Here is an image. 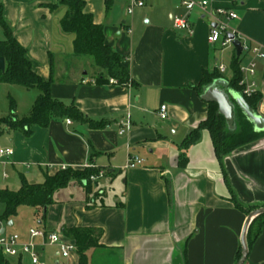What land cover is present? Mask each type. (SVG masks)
Here are the masks:
<instances>
[{"label": "crops", "instance_id": "obj_1", "mask_svg": "<svg viewBox=\"0 0 264 264\" xmlns=\"http://www.w3.org/2000/svg\"><path fill=\"white\" fill-rule=\"evenodd\" d=\"M85 1V11L104 26L107 44L124 57L136 82L133 87L97 85L92 72L57 71V56L73 55L74 36L60 25L66 10L49 11L51 0H0V18L28 50L33 69L45 80L55 77L52 97L102 124L92 128L62 118L47 128L33 126L30 135L8 132L7 148H13L14 155L7 160L19 180L23 175L31 183H42L45 173L54 174L62 166L104 172L91 181L90 190L87 183L72 181L58 191L45 220L33 209L37 227L64 237L66 228H101L100 243L113 253L116 264H179L184 251V264H237L248 216L231 201V190L245 206L264 207V137L226 157L224 174L211 134L204 130L186 152L187 163L180 164L181 143L209 111L204 92L200 95L195 86L204 71L224 65L228 49L231 66L236 48L209 44L212 20L199 9L188 12L183 0H146L129 19L110 11L114 0ZM206 1L236 12L237 20H227L231 29L264 48V0ZM128 4L125 0L126 10ZM175 17H187L192 33L177 29ZM4 38L0 21V40ZM250 57L243 56L242 65ZM225 74L222 79L229 82L232 70L230 77ZM254 79L262 93L256 113L264 118V58L257 60ZM38 96L29 94L31 108ZM162 105H167L166 120L159 117ZM130 157L144 159L143 165L129 168ZM4 173L8 175L0 167L8 180ZM18 234L23 242L29 240V230ZM49 248L62 258L56 246L38 245L43 264ZM88 255L91 264L103 263L102 252L93 249ZM25 257H18L19 264ZM65 261L79 264V256L74 253ZM245 264H264V223Z\"/></svg>", "mask_w": 264, "mask_h": 264}, {"label": "trees", "instance_id": "obj_2", "mask_svg": "<svg viewBox=\"0 0 264 264\" xmlns=\"http://www.w3.org/2000/svg\"><path fill=\"white\" fill-rule=\"evenodd\" d=\"M107 2L109 3V0ZM59 4L66 7L65 15L60 21L61 28L65 34L74 36L73 56L78 59L89 57L92 61L91 65L95 72L91 76V81L102 86L133 87L136 82L125 67L124 57L107 44L104 26L95 22L93 14L85 11L86 1L59 0ZM0 21L5 33V38L0 40V57H3L6 61L5 71H0V83L18 85L26 89H37L40 92L29 114L22 118H19L16 113L15 100L11 99L10 113L4 120L8 129L20 130L25 135H30L33 126L47 128L54 119L62 118L87 123L92 128L102 127V124L84 117L74 105L68 106L52 97L51 87L55 77L52 75L48 80H45L33 69L32 61L28 58V50L15 38L6 22L2 18H0ZM241 58L237 55L233 58L231 64L233 76L229 80V88L242 94ZM222 77L223 74L218 69L213 72L204 71L203 79L198 86H195V89L202 95L208 85ZM111 80H114L115 83L112 84ZM244 98L256 112L257 104L262 99V93L258 91L254 95L244 96ZM237 121L238 129L230 132L225 117L219 113L218 105L209 103L207 118L193 129L181 143L180 164L185 165L187 163L186 152L200 140L202 132L208 130L212 137L216 156L220 161L224 174H226L224 167L226 157L232 155L239 148L264 137V132L254 131L253 124L247 120L239 108H237ZM5 131L1 127L0 135L4 134ZM99 172L98 169L94 168H85L84 170L59 169L54 174L45 173L42 183H31L25 176L21 175L19 189L0 188V204L4 206L0 220L8 223L17 216L21 207H30L42 213L41 221H43L47 217L48 208L54 204V195L58 191L67 187L72 181L85 182L87 183L86 189L90 190L92 184L90 177L97 175ZM230 199L247 216L251 212L262 208L260 206H245L238 200L233 190H231ZM258 220L260 221L259 226L255 230L253 225ZM263 223L264 214L252 221L247 235L249 251L259 235ZM63 233L75 242L79 264H91L88 252L97 248H105L100 243L103 235L101 228L73 227L64 229ZM183 256L185 257V251ZM241 257L242 246L238 253L237 263ZM0 264H9L2 251H0Z\"/></svg>", "mask_w": 264, "mask_h": 264}, {"label": "built area", "instance_id": "obj_3", "mask_svg": "<svg viewBox=\"0 0 264 264\" xmlns=\"http://www.w3.org/2000/svg\"><path fill=\"white\" fill-rule=\"evenodd\" d=\"M146 5V0H129L127 6V14L133 15L136 8H141ZM182 5L188 12L194 9H199L205 16H208L212 20V26L210 28L208 42L211 45H219L221 48L234 47V41L238 40L242 44L241 57L251 56L246 65H241V71L243 73V79L241 84L243 85L242 95L252 96L257 93L258 84L254 79L256 73L257 60L264 58V48L262 45L255 42L245 40L236 31L232 30L228 25L227 20H237L238 14L233 10L224 8H213L211 4L206 0H183ZM174 26L179 29L192 33V24L187 17H175L173 18ZM127 33H132V28H127ZM232 35V37H231ZM220 73L226 72V67L220 65L218 67ZM112 84L114 80L110 81ZM159 117L162 120L168 118L167 105H162L159 110ZM124 130L121 131V134ZM14 155L13 148L0 149V157L11 158ZM144 159L139 157H130L128 161L129 168H137L143 165ZM67 166H62L60 169L66 170ZM104 176V172L100 171L97 175L90 177L92 182ZM4 177L8 178V175L4 173ZM40 242V243H39ZM56 246L59 249V254L65 260H69L74 253H77V246L74 241L64 237L60 233L47 232L41 227L31 228L29 230V240L22 241L21 235L18 233L0 234V251L3 255L11 257L29 256L33 264H43L40 261V254L37 251V246Z\"/></svg>", "mask_w": 264, "mask_h": 264}, {"label": "rangeland", "instance_id": "obj_4", "mask_svg": "<svg viewBox=\"0 0 264 264\" xmlns=\"http://www.w3.org/2000/svg\"><path fill=\"white\" fill-rule=\"evenodd\" d=\"M114 1L115 2L110 11L111 12L113 11L118 18L124 17L129 19L131 15L129 16L127 14L126 7L124 6L125 0H114ZM46 8L52 12H60L62 10H66V7L59 4V0H51V2H49L46 5ZM136 11L137 9L135 10V12ZM231 52L232 49H228L227 55L225 56L224 61H222V63H224V65L226 66V74H225L226 77H230L231 75V66L229 63L230 61L229 59L231 58ZM90 64H92V61L89 57L78 59L75 58L73 55H68L63 53L61 56L58 55L55 60V66L57 71L60 68L63 70L67 68L72 71L76 70L77 73L78 72L81 73L82 71L88 72L89 76L91 72L92 73L95 72V69H93L92 71V69L89 67ZM243 65H246L245 61ZM37 92L40 94L39 90L37 89H26L18 85H9V84L0 83V122H1L0 128L2 127L6 130L4 134L0 135V149H5L8 147L7 134L8 132H10V129H8V126L4 122V120L5 117H7L8 114L10 113L11 99L15 100L16 113L20 118H22L27 116L31 109V106H29V98H28L29 94H33ZM0 167L5 169L9 175V179L7 180V179H3L2 175L0 174V187L9 188L11 190L19 189L20 186L19 174L12 168L10 159L7 160L6 157H0ZM3 210H4V206L0 204V216L3 213ZM32 212L33 209L30 207H21L18 211L17 216L11 220L14 224L13 226L9 227L7 223L4 222V227L6 226L7 234L26 233L31 228L37 227L38 224L36 220H33ZM259 222L260 221L258 220L254 223L253 229L256 230L258 228ZM94 251H100L104 254L102 264H116L114 261L113 253L110 250L104 248H97L94 249ZM55 253H56L55 248H49L47 250V255L45 257L46 264H57V262H59L60 264L66 263V261L63 258L56 257ZM6 259L9 264H19L18 257L6 256ZM178 260H179V264H184L183 253L179 254ZM23 264H31L27 256L25 257Z\"/></svg>", "mask_w": 264, "mask_h": 264}, {"label": "water", "instance_id": "obj_5", "mask_svg": "<svg viewBox=\"0 0 264 264\" xmlns=\"http://www.w3.org/2000/svg\"><path fill=\"white\" fill-rule=\"evenodd\" d=\"M234 47L237 50V56H240L242 53L241 42L238 40L234 41ZM5 68L6 61L3 57H0V71L4 72ZM228 87V81L222 78L216 79L205 88L202 98L208 103H216L218 105L219 113L225 117L230 132H234L238 129L237 108H239L247 120L253 124L254 131L264 132V118L250 107L242 95L231 90L227 91ZM263 214L264 207L259 208L248 215L241 238L242 257L237 264H245L249 254L247 242L249 227L256 217ZM9 226H13L12 221L9 222ZM5 231L6 228L2 226V222L0 221V234H4Z\"/></svg>", "mask_w": 264, "mask_h": 264}]
</instances>
